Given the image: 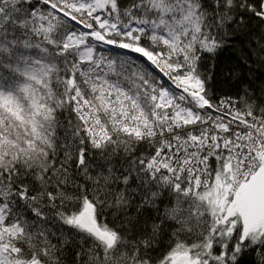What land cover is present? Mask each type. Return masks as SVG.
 <instances>
[{"label":"snow or ice","instance_id":"obj_1","mask_svg":"<svg viewBox=\"0 0 264 264\" xmlns=\"http://www.w3.org/2000/svg\"><path fill=\"white\" fill-rule=\"evenodd\" d=\"M0 264H264V0H0Z\"/></svg>","mask_w":264,"mask_h":264},{"label":"trees","instance_id":"obj_2","mask_svg":"<svg viewBox=\"0 0 264 264\" xmlns=\"http://www.w3.org/2000/svg\"><path fill=\"white\" fill-rule=\"evenodd\" d=\"M229 54H224V56L223 57H221V64H223V63H225L226 62V58H227V56H228ZM211 63H213L212 61H209V64L211 65Z\"/></svg>","mask_w":264,"mask_h":264}]
</instances>
